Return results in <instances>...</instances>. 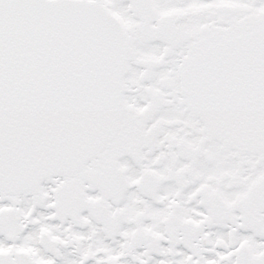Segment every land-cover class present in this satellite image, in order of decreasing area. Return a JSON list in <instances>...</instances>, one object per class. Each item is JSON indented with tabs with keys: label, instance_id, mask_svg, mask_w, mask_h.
<instances>
[{
	"label": "snow or ice",
	"instance_id": "obj_1",
	"mask_svg": "<svg viewBox=\"0 0 264 264\" xmlns=\"http://www.w3.org/2000/svg\"><path fill=\"white\" fill-rule=\"evenodd\" d=\"M0 264H264V0H0Z\"/></svg>",
	"mask_w": 264,
	"mask_h": 264
}]
</instances>
